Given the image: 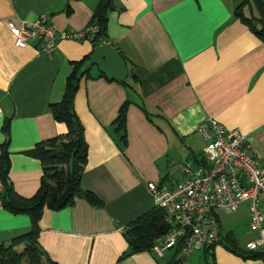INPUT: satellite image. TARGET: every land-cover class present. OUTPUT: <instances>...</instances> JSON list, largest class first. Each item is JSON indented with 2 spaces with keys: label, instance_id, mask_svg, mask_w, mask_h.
Masks as SVG:
<instances>
[{
  "label": "crops",
  "instance_id": "0c3cea01",
  "mask_svg": "<svg viewBox=\"0 0 264 264\" xmlns=\"http://www.w3.org/2000/svg\"><path fill=\"white\" fill-rule=\"evenodd\" d=\"M98 2L0 0V144L4 119L11 117L9 178L22 197L36 193L42 175L39 160L24 153L66 133L49 105L61 100L71 63L94 48L87 41H59L51 56L39 55L34 42L16 48L5 23L19 28L48 16L59 34L77 32L90 25ZM239 2L114 0L105 44L119 53L128 77L118 84L92 67L73 100L88 146L80 187L102 207L77 199L61 211L44 209L38 242L56 264H171L175 249L161 257L136 253L119 260L129 251L123 232L155 208L148 183L170 189L182 179L181 164L201 166L194 158L201 159L206 147L199 132L205 119L245 135L264 169V41L233 17ZM126 100L132 104L121 149L112 124ZM260 209L264 212V198ZM218 219L220 233L231 232L242 250L260 236L249 231L245 203L235 213H218ZM30 225L28 216L0 207V244L26 234ZM261 236L264 240V227ZM197 252L186 264H264L242 260L221 244L211 254Z\"/></svg>",
  "mask_w": 264,
  "mask_h": 264
},
{
  "label": "trees",
  "instance_id": "16d2710c",
  "mask_svg": "<svg viewBox=\"0 0 264 264\" xmlns=\"http://www.w3.org/2000/svg\"><path fill=\"white\" fill-rule=\"evenodd\" d=\"M233 11V17L246 26L258 39L264 41V2L262 0H239ZM115 10L114 0H99L96 5L91 23L97 27L91 44L96 48L107 43L108 14ZM91 54L81 61L71 63L72 70L66 78L64 93L61 100L49 105L53 119L63 123L67 131L63 135L40 142L24 154L39 160L42 175L36 193L25 198L18 195L9 178L10 169V118H5L1 127L4 141L0 144V207L14 215H26L30 219V230L8 244H0V264H56L42 249L38 242L41 220L44 209L61 211L73 207L77 199L84 200L88 205L100 208L102 203L91 192L80 187V180L87 166L88 146L85 141V130L73 109V100L82 78L89 79L90 71L82 73L84 63ZM98 77H103L98 75ZM125 84V81L117 82ZM131 101L126 100L120 107L113 122L115 133L119 136V147L127 145L126 117ZM149 122H153L143 105L138 106ZM194 162L204 165L201 159L194 158ZM218 218V217H217ZM219 240L210 247L202 250L211 254V249L217 244L223 245L230 253L242 260L264 261V250L249 251L240 249L231 232L220 233ZM171 229L165 222L164 212L158 208L139 216L129 223L123 232V237L129 244V251L119 260L136 253H152V247L157 239L164 237ZM134 239L136 247L131 243ZM180 240L175 248V256L182 247ZM174 258L171 262L173 264ZM214 264V263H213Z\"/></svg>",
  "mask_w": 264,
  "mask_h": 264
},
{
  "label": "built area",
  "instance_id": "2783aa9c",
  "mask_svg": "<svg viewBox=\"0 0 264 264\" xmlns=\"http://www.w3.org/2000/svg\"><path fill=\"white\" fill-rule=\"evenodd\" d=\"M5 24L16 48L25 49L34 42V51L44 56L55 53L59 41L91 42L97 30L90 24L81 31L59 34L48 16L19 28L10 22ZM199 132L206 142L204 165L195 169L188 162L181 164L182 179L170 189L147 184L154 207L164 212L165 222L171 226L164 237L156 240L152 253L161 257L183 240L173 264H186L193 252L213 246L219 240L218 213H235L244 203L249 213V231L260 234L245 248L255 251L264 245V212L260 209L264 169L248 138L238 131H227L211 118L201 123Z\"/></svg>",
  "mask_w": 264,
  "mask_h": 264
},
{
  "label": "water",
  "instance_id": "95a60500",
  "mask_svg": "<svg viewBox=\"0 0 264 264\" xmlns=\"http://www.w3.org/2000/svg\"><path fill=\"white\" fill-rule=\"evenodd\" d=\"M92 67L110 81H124L128 77L125 62L119 53L109 44H102L93 49L89 59L84 63L81 72L85 73ZM131 243L136 247L134 239Z\"/></svg>",
  "mask_w": 264,
  "mask_h": 264
},
{
  "label": "rangeland",
  "instance_id": "374dc122",
  "mask_svg": "<svg viewBox=\"0 0 264 264\" xmlns=\"http://www.w3.org/2000/svg\"><path fill=\"white\" fill-rule=\"evenodd\" d=\"M221 215V214H220ZM195 253H198L197 251H195Z\"/></svg>",
  "mask_w": 264,
  "mask_h": 264
}]
</instances>
